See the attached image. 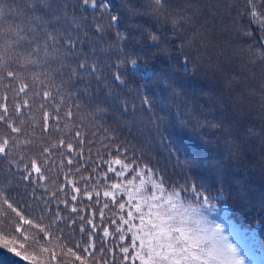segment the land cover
Instances as JSON below:
<instances>
[{
    "label": "trees",
    "instance_id": "obj_1",
    "mask_svg": "<svg viewBox=\"0 0 264 264\" xmlns=\"http://www.w3.org/2000/svg\"><path fill=\"white\" fill-rule=\"evenodd\" d=\"M70 2L76 3L77 0ZM108 2L112 6L111 14L121 18L117 26L107 28L104 10L89 7L76 13L77 17H82L81 33H86L84 38L98 49L109 48L115 43L117 30L124 31L131 29L133 23L138 24L137 39L128 44L126 50L129 56L136 57L140 68L134 69L131 64L125 66L121 75L127 87L113 82L110 75L103 83L91 79L90 87L94 91L90 96L80 98L85 111H92L97 101L105 103L109 90L118 92L128 102L126 112H122L119 106L109 105V111L97 114L95 120L90 119L85 129L86 138L94 143H86L85 155H91V160L82 161L86 169L82 168L81 172L93 177L88 182L89 191H92L91 185L99 181L96 190L101 192V204L95 203L94 193L93 200L81 195L72 201L73 193L68 188L67 196L57 192V197L68 199L78 212L72 213L70 207L53 198L55 202L50 204L52 213L45 215H54L58 207L60 214L67 218L60 222L59 228L65 235L71 233L77 241L83 238L79 232V215L88 219L91 212L96 211L95 222L100 223L99 209L108 202L109 207L104 212L106 217H113L117 208L103 196L104 188L120 179L126 181L134 174L129 172L119 178L108 173L107 181L102 178V173L107 171L104 161L119 155L125 162L135 161L137 170L147 165L155 174L153 178L163 177L169 191L173 188L179 191L195 184L203 195L209 197L201 212L210 226H223V235L237 246L245 264H264V67L251 63L248 52L259 37V25L247 15L237 14L242 0H169L166 15L186 18L180 21L182 28L175 34L170 20L156 18L144 7L147 0ZM130 3L136 5L140 13L132 21H129L127 11ZM102 18L106 30L103 36H99L90 25ZM245 31L252 35H246ZM152 32L161 36L159 47L149 39ZM165 40L167 43H163ZM88 48L89 45H85L86 51ZM96 55L102 62L105 56L116 59L110 48L107 53L97 51ZM145 67L148 72L142 75ZM161 80L168 83L175 80L181 95L155 107L150 114L140 107L137 92L147 94L158 103L162 98ZM74 87L82 89L85 85H72L68 90ZM5 94L11 114L13 92L0 83V103ZM133 103L136 104L135 112L131 107ZM27 116L25 112L24 118ZM9 131L0 125V136ZM116 146L120 148L119 153ZM24 148L21 145L8 157L0 156V191L28 214L37 209L42 199L50 196L54 186L48 183L46 191V181L37 180L35 175L31 180L22 179L25 175L22 165L26 161H21V166L17 167L12 162L19 159L17 152L27 159L39 151L38 145L27 151ZM88 149H91L90 153ZM94 167L96 172H92ZM116 167L119 170V166ZM55 173L49 175L59 186L64 183L63 172L56 169ZM70 175L79 176L77 173ZM81 184L83 181L77 186ZM189 199L197 207L203 204L202 199ZM121 200H127V196L119 194L117 202ZM70 219H77V224L69 225L67 221ZM104 224L107 225L108 221L105 220ZM96 234L100 236L102 232ZM100 243L97 239V247ZM116 243L120 242H114L112 237L105 238L103 258L108 264H118L119 250H115L116 261L108 252ZM95 255L98 262L101 253ZM0 264L30 262L0 248Z\"/></svg>",
    "mask_w": 264,
    "mask_h": 264
},
{
    "label": "snow or ice",
    "instance_id": "obj_2",
    "mask_svg": "<svg viewBox=\"0 0 264 264\" xmlns=\"http://www.w3.org/2000/svg\"><path fill=\"white\" fill-rule=\"evenodd\" d=\"M89 7L104 10L107 28H115L121 20L118 15L111 14L112 6L108 0H77L76 3L70 0H0V83L13 92L11 114L7 94L0 103V125L10 129L0 136V156L8 157L21 145L25 146L24 151L38 145L36 156L26 159L17 152L19 159L12 162L20 167V162L26 161L22 165L25 170L22 179L31 180L35 175L37 180L46 181V191L48 183L54 186L50 196L42 199L37 209L28 214L0 191V248L30 264H108L103 258L105 238L112 237L114 242L120 243L108 252L116 261L115 250H119L118 264H245L237 246L223 235V226H210L203 216L201 208L208 203L209 197L203 195L195 184L179 191L175 188L169 191L163 177L153 178L155 174L147 165L137 170L135 161L125 162L119 155L104 161L107 171L102 173V178L107 181L108 173L119 178L129 172L134 174L126 181L120 179L111 183L107 188L100 185L104 188L103 196L117 208L113 217L105 215L108 202L99 209L100 223L95 222L96 211L91 212L88 219L79 215V232L83 238L77 241L71 233L65 235L59 228L60 222L67 218L60 214L58 207L54 215H45L52 213L50 204L55 202L53 198L59 199L57 192L67 196L68 188L73 193L72 201L81 195L93 200L94 193L95 203L101 204V192L96 190L99 181L92 184V191H89L88 182L93 177L81 172L82 168L86 169L82 161L91 160V155H85L86 143H94L86 138L85 129L90 119L95 120L97 114L107 113L109 105L119 106L122 112H126L128 102L118 92L109 90L105 103L97 101L92 111H85L80 98L90 96L94 91L90 87L91 79L103 83L110 75L113 82L127 87L121 75L125 66L131 64L134 69L140 68L136 57L129 56L126 50L128 44L137 39L140 26L133 23L131 29L117 30L115 43L109 45L116 59L105 56L102 62L96 53H107L109 48L98 49L86 40V33H81L82 17L76 15ZM144 7L154 17L170 20L174 34L182 28L180 21L186 20L185 17L166 15L169 0H147ZM127 11L129 21L140 14L136 5L131 3ZM237 14L247 15L259 25V37L248 52L251 63L264 67V0H242ZM90 27L95 28L99 36H103L106 30L103 18ZM245 34L252 35L247 31ZM149 39L160 46L161 36L156 32L150 33ZM85 45H89L87 51ZM147 72L145 67L142 75ZM160 83L163 88L158 103L147 94L137 92L140 107L150 114L155 107L181 95L174 82L161 80ZM80 84L85 87L68 90L72 85ZM131 107L135 112L136 104ZM25 112L28 113L27 119L24 118ZM88 151L90 153L91 149ZM116 151L120 152L119 146ZM56 169L63 172L64 177V183L59 186L49 175L54 176ZM92 172H96L95 167ZM73 173L79 176L70 175ZM96 175L101 176L100 173ZM80 181L83 184L77 186ZM182 193L187 195L182 196ZM119 194L126 195L127 200L117 202ZM189 197L202 199L203 204L197 207ZM59 203L70 207L72 213L78 212L68 199H59ZM67 222L76 225L77 219ZM111 226L114 228L110 230ZM97 231L102 235L98 236ZM97 239L101 242L99 247ZM96 253H101L98 262Z\"/></svg>",
    "mask_w": 264,
    "mask_h": 264
},
{
    "label": "bare ground",
    "instance_id": "obj_3",
    "mask_svg": "<svg viewBox=\"0 0 264 264\" xmlns=\"http://www.w3.org/2000/svg\"><path fill=\"white\" fill-rule=\"evenodd\" d=\"M174 81H175V80H174ZM174 81H173V82H174ZM175 85H176V83H175ZM176 86H177V85H176Z\"/></svg>",
    "mask_w": 264,
    "mask_h": 264
},
{
    "label": "rangeland",
    "instance_id": "obj_4",
    "mask_svg": "<svg viewBox=\"0 0 264 264\" xmlns=\"http://www.w3.org/2000/svg\"><path fill=\"white\" fill-rule=\"evenodd\" d=\"M215 100H216V98H215Z\"/></svg>",
    "mask_w": 264,
    "mask_h": 264
}]
</instances>
